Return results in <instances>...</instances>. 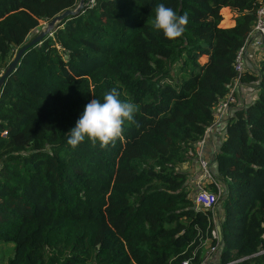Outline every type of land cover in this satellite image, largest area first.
Masks as SVG:
<instances>
[{"label":"trees","instance_id":"1","mask_svg":"<svg viewBox=\"0 0 264 264\" xmlns=\"http://www.w3.org/2000/svg\"><path fill=\"white\" fill-rule=\"evenodd\" d=\"M263 1L99 0L52 23L78 0H0V246L14 248L7 264H203L215 228L220 264H264V52L257 68L244 60L236 70ZM160 3L188 15L174 41L152 28ZM224 8L234 12L231 27L222 26ZM42 21L49 31L31 38ZM238 80L255 84L257 96L225 123L216 225L218 209L196 205L181 166ZM113 88L138 106L134 122L107 148L86 139L72 149L66 134L85 105Z\"/></svg>","mask_w":264,"mask_h":264},{"label":"clouds","instance_id":"2","mask_svg":"<svg viewBox=\"0 0 264 264\" xmlns=\"http://www.w3.org/2000/svg\"><path fill=\"white\" fill-rule=\"evenodd\" d=\"M152 28L156 33H163L165 39L174 41L181 37L188 24L187 13L177 15L163 3L155 6ZM115 88L104 94L103 102L94 98L84 107L75 126L68 131L67 144L75 149L86 139L95 146L107 148L121 137L125 122H134L138 106L132 102H122Z\"/></svg>","mask_w":264,"mask_h":264},{"label":"built area","instance_id":"3","mask_svg":"<svg viewBox=\"0 0 264 264\" xmlns=\"http://www.w3.org/2000/svg\"><path fill=\"white\" fill-rule=\"evenodd\" d=\"M81 0H78V4L77 6H79ZM99 0H85L84 4L86 7H93L97 4ZM253 44L255 47H260L262 44H264V1L262 2L261 6L259 7V9L257 10V19H256V23L253 26L252 32L249 35V38L246 42V45H244L238 53V58H237V62H236V70L241 73L243 72L244 69V60H245V56L247 55V48L249 44ZM239 85V86H238ZM241 84H239V80L236 84V86L232 89L230 95L224 99H222L219 103V105L217 106V108H215V112H216V119L213 123V125H218L221 123V121L223 120V117L225 115V113L230 110L232 108V106H234L235 104L238 103V99L235 96V92L237 90V88H241L240 86ZM204 140V138H203ZM200 165L204 171L203 175L206 178V180H209L211 182H216L218 188L217 192H213L211 191L206 185H200L197 184L196 187V196H195V202L196 205L200 208H204V209H211L214 210V212H216L217 206L219 204L220 198H221V194H222V184L218 181H216V177H215V173L211 170L210 167V163L205 160V159H201L200 160ZM215 224L219 225V220L220 218L218 217V215L215 213ZM212 235L215 239H217V242L215 245H212L211 243H209V247L207 248V255L205 260L203 261V264H220L218 262L219 259V254H220V248H221V242H220V236L218 233V228H215L212 231ZM264 250L261 252L263 253ZM211 256L214 257V260L210 261L209 258H211ZM184 264H188V262H184Z\"/></svg>","mask_w":264,"mask_h":264},{"label":"crops","instance_id":"4","mask_svg":"<svg viewBox=\"0 0 264 264\" xmlns=\"http://www.w3.org/2000/svg\"><path fill=\"white\" fill-rule=\"evenodd\" d=\"M224 11H227V14L229 15L228 19H224V26L225 27H231L234 25V21L232 19L234 12L231 11L230 8H224L222 10L223 14ZM264 52V44H262L260 47H255L253 44H251L248 47V52L245 58V67L247 68H257L259 65L260 58ZM253 84L252 86L249 85H240L241 88L237 91V97H238V103L235 104L237 107H244L246 104L253 102L257 96V92L254 88ZM232 106V108L229 110L228 114H225L223 117V120L218 125H213L212 127L207 131V133L204 136V140L201 142H198L196 147V153L195 155L188 161H186L182 166L181 169L185 172H188L191 174L190 176V182L191 185L194 186V188L197 187V184L200 185H206L209 184V180L207 181L204 177L203 169L200 165V160L205 159L210 163L211 170L217 174V168H216V153L219 150L221 143L224 140L225 137V123L230 115L235 111L236 106ZM222 218L223 211L218 209V217ZM209 246V245H208ZM207 246V247H208ZM206 247V249H207Z\"/></svg>","mask_w":264,"mask_h":264},{"label":"rangeland","instance_id":"5","mask_svg":"<svg viewBox=\"0 0 264 264\" xmlns=\"http://www.w3.org/2000/svg\"><path fill=\"white\" fill-rule=\"evenodd\" d=\"M224 16H225V19H228L229 18V15L227 14V11H224ZM225 24H224V22L222 23V26H224ZM47 24H46V22H44V21H42V23L40 24V26L38 27V28H36L31 34H30V37L32 38L34 35H36L37 33H39V32H42V31H45L46 29H47ZM16 53H17V50H14V51H12L10 54H9V56H8V58H7V60H6V62L7 63H11L14 59H15V55H16ZM5 65V64H4ZM4 65L2 66V67H4ZM190 188H191V194L194 192V186L193 185H191L190 186ZM217 209H219V206L217 207ZM220 210L221 209H219V212H220ZM209 244H207V246H208ZM206 246V247H207ZM209 247V246H208ZM207 247V248H208ZM9 248H11V249H8V247H5V248H3V247H1L0 246V251L2 250V251H4V260H3V262H0V264H7L8 263V258H7V256L8 255H13V246H11L10 245V247ZM206 251H207V249H206ZM209 260L210 261H212V260H214V257L213 256H211V258H209Z\"/></svg>","mask_w":264,"mask_h":264},{"label":"water","instance_id":"6","mask_svg":"<svg viewBox=\"0 0 264 264\" xmlns=\"http://www.w3.org/2000/svg\"><path fill=\"white\" fill-rule=\"evenodd\" d=\"M84 1H85V0H81V1H80V4H79V6H78V8H77L76 10H68V11H66V12L63 13L62 15L58 16L57 18H55V19L53 20L52 23H54V22L56 21V19H61L62 17H65V16H68V15H70V14L77 13V12H79V11H82V10L85 8ZM49 29H50V28H47V29H46L45 31H43V32L46 33L47 31H49ZM40 38H41L40 36L37 37V40H39ZM19 58H20V53H19L18 56H16V58L13 60L12 67H14V66L18 63Z\"/></svg>","mask_w":264,"mask_h":264}]
</instances>
